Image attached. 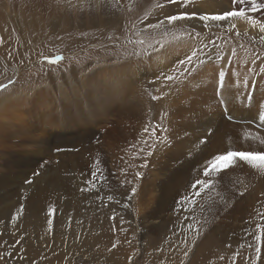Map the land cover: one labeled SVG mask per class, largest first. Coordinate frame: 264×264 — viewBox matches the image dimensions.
I'll return each mask as SVG.
<instances>
[{"label": "rangeland", "instance_id": "obj_1", "mask_svg": "<svg viewBox=\"0 0 264 264\" xmlns=\"http://www.w3.org/2000/svg\"><path fill=\"white\" fill-rule=\"evenodd\" d=\"M162 2L163 0H132V8L129 11L128 0H122L120 7L109 3L104 8L96 7V0H59V3L58 0H0V38L3 39V43H0V84H8L9 80L14 82L0 91V97L8 93L20 99L29 98L35 93H45L49 102L58 103V112L53 109L54 113H51V125L53 121L61 123L54 125L56 130L48 132L51 128H43L41 125V122L44 124L47 120L48 111L40 112L31 103L26 108V112L30 114L22 129L21 125L16 130L9 127L0 128V162L3 161L0 163V221H4L0 223V251H14L16 257L23 249L25 258L15 259V264H85L84 257L88 258L87 264H130L129 257H132L131 264H180L181 260L184 264H231V256L238 250L242 252V256H255L254 239L251 236L256 231L253 216L254 212L264 211V207L258 203L262 199L264 184L256 180L247 169L239 170L237 177H233V170L230 168L221 171L218 176L215 172L210 177H205L203 173L196 177L191 176L192 178H185L187 184L183 186L184 190H181L182 186L179 184L168 186L176 190L179 204L193 197L195 190L205 197L209 195L232 198L237 203L238 211L245 213L246 221L243 225L246 231L241 240H236L231 234L225 235L220 230L214 229L212 232L208 227V233L200 235L197 239L196 232L189 231V226L195 227L192 222L174 220L171 215L167 217L165 225L154 227L155 229L147 228L151 223L158 224L157 219L145 221L146 214L158 205L155 196L157 190L150 187L155 178L152 173L156 171L149 165L163 159L161 154L156 155L155 152L149 157L146 151L164 136L163 130L153 126V122L157 124L153 118L157 115L162 120L169 119L170 101L162 109L164 98L168 99L172 94L183 91L186 79L196 74L197 68L202 65L195 60L194 67H176L179 56L177 55L169 59L171 63L162 73L156 69L162 74L156 76L149 63L151 55L160 52L167 42L185 37H190L192 48L197 45L206 46L207 50L201 53L203 56H200V61H204L206 55H213L212 63L204 61L209 65L216 61L219 53L217 48L223 43L231 44L235 51L247 50V56L252 59L257 53L264 54V44L258 39L253 42L252 39L258 36V29L251 30L244 20L226 22L214 28L211 36L215 43L208 42L210 33L202 24L195 26V31L200 33L198 38L188 22L178 21L171 25L165 23L158 27H148L158 24L165 14H175L178 10L173 5L162 11L156 7ZM197 5L202 10L211 12L230 6L229 0H197ZM253 15L260 19L264 13ZM231 23H235L236 28L229 32ZM243 25L248 26L243 28ZM178 50L181 51L180 56L184 57L193 51L188 49L183 52L182 48ZM56 56L63 59L51 64L44 59ZM234 58L235 56L233 60ZM234 62L238 66V61ZM116 63L122 68L127 64L142 65L141 67L148 71L143 80L145 84L135 87L134 90V93L139 89L144 91L138 92L139 95L135 97L138 102L143 101V126L132 128L118 109H105V105L101 106L94 98L88 101L83 98L77 103L76 98L69 92L68 99L59 93L58 84L64 85L65 89L71 92L75 86L83 90V85H86L92 87L90 98L95 95L101 102L104 101L107 93L101 90L102 80L92 82L89 75L95 67L98 69ZM231 64L233 65V62ZM189 67L191 71L185 75L184 69ZM75 73L82 74L85 79L77 80L78 75H74ZM165 75H175L176 79L168 82L167 86H162V83L165 84ZM136 82L132 84L135 85ZM72 83L75 84L70 89ZM211 83L208 79L206 85H210L209 97L215 101V83ZM123 87L127 89L125 81ZM45 88L51 89V93H47ZM98 92L99 96L96 94ZM156 94L161 99L153 100L152 97ZM257 96L259 97V94ZM68 102L72 105H67ZM195 105L200 106L201 103ZM215 105L220 118L225 122L237 126L239 122L244 123L243 118H246L251 128L264 130V127L255 122L253 116L245 115V109L230 108L224 111L218 102H213V106ZM185 107L191 110L192 106ZM40 115L44 120L41 121ZM66 118L72 119V124H67L69 119ZM177 119L188 124V111H181L176 119L172 117V123ZM63 126L96 133L93 144L83 146L81 161L76 171L71 170L70 166L73 151H56L57 148L72 149L66 144L67 141L71 142V130ZM87 129L91 131H86ZM172 130L170 132L173 133L169 132L164 136L168 138L164 144L165 150L172 149V140L179 145L186 136H189L188 144L193 146L195 142L200 141L197 142L201 143L198 149H204L205 139L201 140V136L207 131L194 134L192 131L178 128L177 123L172 126ZM100 133L104 143L118 150L126 158H113L119 161L118 166L106 164L110 172H116L115 182L97 178V187L94 190L82 192L80 188L86 180L84 177L89 178V172L92 170L89 165L96 161L98 155L95 150L91 151V145H95L94 141ZM38 135L43 141L33 143L32 138L35 139ZM210 141L202 155H207L213 150L219 152L216 147V133ZM81 145L82 143L74 148L79 150ZM186 151L182 150V154ZM127 163L129 168H125ZM145 163L147 167H141ZM204 163V160H197L190 165L203 170ZM82 171L88 172L83 179L77 177V173ZM35 172L40 175L34 176ZM137 172L141 173V179L136 178ZM185 175L189 177L188 173ZM28 179H32L33 183H25ZM198 179L207 180L208 184L216 182L220 188L224 183L231 181L228 187L232 195L229 196L222 189H202L195 184ZM121 180L131 183L127 187H121ZM87 187L91 188V185ZM133 187L137 191L129 202L125 196ZM238 192H244L247 197L236 195ZM108 195L114 197L111 203L107 201ZM167 198L168 195L165 194L163 199ZM21 204L25 205L23 214L16 222H12L10 214ZM105 204L108 206L105 207ZM124 204H128V207H124ZM218 204L214 206L215 209H218ZM50 205H55L58 209L51 231L47 223L48 217L42 211ZM113 214L116 217L114 221L110 219ZM69 215L72 216L71 222ZM225 217L224 222L236 218ZM122 220L123 231L120 230ZM200 232L204 233L205 229ZM21 238L22 242L15 250L3 247L5 242L14 245L15 241ZM114 242H118L117 247L109 251ZM229 244L232 245L231 248L227 246ZM249 244L253 247H249ZM186 250L189 255L185 258L183 252ZM65 256L68 257L67 260L64 259ZM221 256L225 259L221 260ZM8 264H13V261L9 260ZM237 264H244L243 259H239Z\"/></svg>", "mask_w": 264, "mask_h": 264}, {"label": "bare ground", "instance_id": "obj_2", "mask_svg": "<svg viewBox=\"0 0 264 264\" xmlns=\"http://www.w3.org/2000/svg\"><path fill=\"white\" fill-rule=\"evenodd\" d=\"M237 23L239 24V21ZM247 26L248 25H243V28ZM249 28L251 30H256V29L251 28L250 25H249ZM172 41H177V42L173 43ZM172 41L167 42L162 47L160 52H157L151 55V59L149 63H150V67L152 68V71L156 72V76L162 75V74H159V72L162 73L164 69H167L169 67L171 63L169 62V59L173 57H177V55H179L178 61L184 59V56H180L181 51L178 50L179 48H182L183 52H185L188 49H191V50L202 49V51L197 52V55L199 56V58L200 56H203V54L201 53L207 50L206 46H199V45L192 48L191 46L192 41L190 37H185L182 39L180 38V39L172 40ZM217 50L219 52L217 55L221 57H231V62H233V65L231 64L232 71L229 73V75L232 76L233 80L236 79L237 72H239L241 76L251 75L245 72V67L251 68L256 71L257 65L251 63L252 58L247 56L248 55L247 50L243 49L240 51H235L231 44H226V43H223V45L217 48ZM233 52L235 54H233ZM233 56H235L234 60L238 61V66H237V63L234 62ZM210 57L212 58V60L214 59L213 55H211ZM140 58H141V55H140ZM178 61L175 64L176 67L181 66L178 63ZM204 61H207V60H204ZM220 63L221 61L219 60H216L213 64H210V65L206 62L202 63V65L197 68L198 70L196 72L195 78L186 79L187 83H185L186 81L184 82L185 85L183 86L184 88L183 91L172 94V96H170L168 99L164 98L163 103H162V109H163V106H165L170 101L168 104L171 106L170 112H169V119L162 120L157 115H155V117L153 118L154 121H156L157 123L155 124V122H153V126L163 130L162 134L164 136L167 135L170 131H173L172 126L175 125L176 123H177L178 128L181 127L183 128V130L186 129V131H192V133L194 134L199 133V131H204V132L207 131V133L201 136V140L205 139V142L203 143L204 149H198L201 143H197V142H200V141L195 142L196 144L194 143L193 146L188 144L187 141L189 140V136L183 137L179 145H177L175 140H172L171 141L172 149L170 151L165 150L164 144L159 143V141L161 140L168 141V138L164 136H161L160 140L158 139L157 143L154 142L152 144V145H155V150H154L155 154L156 155L161 154L163 159L153 162L149 165L152 170L156 171L152 173V175L155 178L151 181L150 187L157 190V192L155 193L156 194L155 196H156V202L158 205L156 206L155 209H153L152 211H149L146 214L145 221L157 219L158 224L154 225V223H151L150 225L147 226V228L160 227L163 224L165 225L167 217L171 215L174 220L180 219L182 221H187L188 223L192 222V224H194L195 226L197 222H199L201 225L200 230L206 229V227H208L209 229L212 230V232L215 229L216 231L217 230L222 231L223 234L225 235H230V234L234 235L236 240H241L243 238V235L246 231V228L244 229V225H243L246 221L245 213L244 211H240V212L238 211L237 203L232 198H228L227 208L218 217L217 209H215L214 206L217 203H219L218 208L224 205V201L221 200L220 196L206 195L205 197V195H201L198 190H195L196 194L193 197L189 198L186 202L179 204V196L177 195L176 190L173 187H168L170 184H179L182 186L181 190H184L183 186L187 184V182L185 181V178L196 177L203 173V170L200 167H197V166L191 167L190 164L193 162H196L197 160L206 161L211 156L223 151L225 148H232V149H238V150H244V149L251 148L252 150H257L258 148L264 147V144L260 143V138H264L263 129L251 128L247 124L248 122L246 118H243L244 123L239 122L237 126L233 125L232 123L225 122L224 120L220 118V115L218 114L219 111L216 108H213V102H217V101L216 99L214 101L209 97L211 93V87L209 84L206 85V83L208 82V79H209L212 81L211 84L215 83V86H216L218 82V71H219ZM223 64L227 72L228 60L225 59L223 61ZM141 66L142 65L132 66L131 64H127L124 68H122V66H118L116 63V64H112L108 66H102L98 69H96L95 67L94 70H92L91 74L89 75V78L92 82L93 80L95 82L102 80L103 84L101 86L102 88L101 90L107 93V98L102 102L95 95L90 98L89 93L91 92L92 87L83 85V90H82L81 87L79 86L74 87V84L76 82L70 84L69 86L71 87L70 89L74 87L72 92L71 90L65 89L64 85L62 84H58L57 87L59 89V93L63 95L66 99L70 97L68 95V92L70 93V95L76 98L77 103H79L80 100H82L83 98L86 101L94 98L97 102L100 103L101 106L105 105V109H118V112L121 114V116L126 117L127 122L130 124L132 128L140 127L145 124V122H142L144 119V113L142 109L143 101L138 102V100H136L135 97L139 95L138 92H142L143 90L139 89L137 93H134V90H135V87H139L141 84H145L143 80L146 77V73H148V71H146L145 68ZM213 68H216L217 71L213 72L212 71ZM156 69H158L159 72H157ZM74 75H78L77 80L85 79V78H82L83 76L82 74L75 73ZM252 78L256 79L257 77L253 76ZM124 81H125V85L127 86V89L123 87ZM135 81L137 82L135 85H133L132 82H135ZM227 82L228 81L226 77V84ZM164 85L165 84L162 83V86ZM241 88L242 90H246V89H243L242 82H241ZM45 91L47 93H51V89L49 88H45ZM261 91H264V83H262L261 85ZM142 93H144V91ZM96 94H98L99 96V92ZM227 94L228 93L225 92V95ZM257 94L260 95V92H257ZM11 95L13 94L7 93L0 97V128L9 127L13 130H16V128L19 125H21V129H22L23 125L25 126L27 124L28 116L30 112H26V108L31 103L40 112L44 110L48 111L47 120L44 122V124L43 122H41V125L43 126V128H47V129L51 128V130H48V132L56 130V127L54 125L61 124V123L53 121V125H51L52 123L51 122L52 120L50 119V117H52L51 113H54L53 109L56 112H58V105H57L58 103L57 101L56 102L53 101L52 103L49 102L45 93H35L33 94V96L29 98H20V99L17 98L16 96L12 97ZM213 95L215 94L213 93ZM155 96H157V94ZM55 98L56 100H58L56 96ZM194 102L195 103L200 102L201 105L196 106ZM246 103H247L246 100L243 101V104H246ZM243 104H240L241 109H243ZM55 105H57L56 108H54ZM67 105H72V104L68 102ZM187 105L192 106L191 110H189L188 107H185ZM90 106L94 107L93 105H90ZM236 109H239V108H236ZM184 110L188 111V114H189L188 124H186V122L184 121L180 122L178 119L172 123L171 118L174 117L176 119L177 116L179 117V113ZM244 113L245 115L253 116L252 113L246 109ZM40 119L41 121L44 120L42 119L41 115H40ZM66 119H69L66 122L67 124L69 125L72 124V119L70 118H66ZM179 123H181V126H179ZM62 124H63V121H62ZM52 126H54V128H52ZM66 127L70 128L71 130L70 135H69V137H71V142L67 141L66 144L73 149L74 147H76V145H79L80 143H82L78 151H73L71 153V159H72L70 162L71 170L76 171L79 167V162L81 161V156H82L81 150L83 149V146L86 144L87 145L93 144V140H94L93 138L95 137L94 134L96 133L92 134L91 133L92 131L88 129L86 131H91V132H85L84 130L79 129V128L72 129V127L70 126H63V128H66ZM165 130H169V131H165ZM27 131L29 130L27 129ZM41 131L43 132V130ZM170 133H173V132H170ZM214 133L218 135V146L216 147L219 149V152L216 150H213L207 155H202L205 152L208 144L211 142L210 138L213 136ZM97 138L98 139L94 141L95 145H91L93 147L91 151L94 152L95 150L98 153L96 157V161L101 162L98 167L102 170V175L104 177H107L106 179L107 181L115 182V179H114L115 175H113V173L116 174V172L115 171L110 172L106 168V164L110 163L111 166L112 165L118 166L119 161L114 160L113 158L119 159V158H126V157L125 155L121 154L118 150H116L112 146H109L108 144L104 143V141L102 140L103 137L101 136V133L100 135H98ZM51 140L53 141V139ZM31 141L33 143L35 142L40 143L43 141V139L41 136L38 135L37 138L35 139L32 138ZM97 141H99V143H97ZM184 149H186L187 151L185 154H182V150ZM152 150L153 149L151 146L150 150H146V151L149 152ZM129 167L130 165L129 163H127V165H125V168H129ZM192 168H193V174H191ZM230 169L233 170L231 173L233 177H237L239 175V170L247 169L252 173L253 177L256 180L264 184V176H261L256 170L250 169L249 166L236 165L235 167L230 168ZM186 173L189 174V177L185 175ZM87 174L88 172L82 171V172L77 173V177L83 179V176H86ZM84 178L87 179L88 177H84ZM208 185L209 187L207 188H211L215 191H220L221 189L220 186L216 182H212ZM201 188L207 189L203 186H201ZM165 194L168 195L167 199H163V196ZM240 197L246 198L247 194H244ZM130 207L131 205H129V209ZM223 215L227 217L236 216L235 219H232L235 221V223L234 221L230 219L224 222L223 220L226 217ZM215 224H218L221 227H226L228 230L222 229L216 226ZM230 230H232L233 232Z\"/></svg>", "mask_w": 264, "mask_h": 264}, {"label": "snow or ice", "instance_id": "obj_3", "mask_svg": "<svg viewBox=\"0 0 264 264\" xmlns=\"http://www.w3.org/2000/svg\"><path fill=\"white\" fill-rule=\"evenodd\" d=\"M70 2V0H69ZM59 3V0H58ZM109 3L112 4L114 7H120L122 4V0H96V7L98 8H104ZM176 6L178 9L175 14H165L164 19L160 20L158 24L156 25H148V27H158L160 25H163L165 23L171 25L174 22L183 21L188 22L192 25L195 37H199L200 33L195 31L196 24H202L203 28L208 30L210 35L207 38L208 42L215 43V40L211 36V32L214 28L222 26L226 22H231L235 20H244L246 21L251 28L258 29V36H254L253 42H255L256 39L259 40L261 44H264V16H261L260 19H256L253 14L257 13H264V0H229L228 7H224L223 10L211 12L202 10L197 5V0H163L162 3H159L156 5L157 8H160L162 11H165L168 9L169 6ZM132 8V0H128V10L131 11ZM147 19V17H145ZM236 28L235 23H231V26L229 28V32H231L233 29ZM239 35V32L236 33ZM0 43H3V39L0 38ZM198 51H202V49L193 50L191 54L186 55L184 59L179 60L178 63L183 65H188L194 67V60L199 61L200 63H204V61H200L199 56L197 55ZM233 54H235L233 52ZM44 59L48 60V62L55 63L57 61H61L63 57L56 56L54 58H47ZM216 60L221 61L219 65V71H218V82L215 86V96L216 100L218 102L219 107L224 110L228 111L230 108H239L240 104H243V101H247L246 104H243V109H246L250 111L254 117L255 122H257L261 127H264V91H261V85L264 83V54H255L253 56V59L251 60V63L256 64L258 71H255L251 68L245 67V72L249 73L251 75H245L241 76L239 72H237L236 79L233 80L232 76L229 75V73L232 71L231 67V57H221L219 55L216 56ZM227 59L228 60V70L226 72L223 61ZM205 60H207L208 63H212L213 60L210 56H205ZM191 71V67L184 69V74L187 75L188 72ZM213 72H216V68L212 69ZM195 73L193 74L190 79L195 78ZM257 77L256 79H253L252 77ZM226 77H227V84H226ZM165 81V86H167L168 82L174 81L176 79L175 75H165L163 77ZM241 82L243 85V89L241 88ZM14 83L13 81L9 80L8 84H0V91L5 90ZM187 83V81L185 82ZM225 92L228 94L225 95ZM257 92H260L259 97L257 96ZM153 100L161 99V97L153 96ZM213 106V108H215ZM229 119H231V116L229 115ZM147 132L148 129H145ZM158 131V129L156 130ZM156 134L155 132L153 133ZM247 139V138H246ZM255 139V138H253ZM99 143V141H97ZM159 143L166 144V140H161ZM260 143L264 144V138H260ZM152 151L148 152V156H152L154 154L155 145H152ZM57 152H63V151H78V149H63V148H57ZM100 161H95L91 165H89L90 169H92L89 172V178L84 181L82 184L80 191L87 192L94 190L96 185V179H107V177H104L102 175V170L98 167ZM236 165H246L249 166L250 169L256 170L261 176H264V147L258 148L257 150L244 149V150H238V149H232V148H225L223 151L211 156L209 159H207L203 166V175L205 177H210L212 173L218 174L221 171L227 170L229 168H233ZM141 167H147V163L141 165ZM123 171V170H122ZM34 176L40 175L39 172H35L33 174ZM113 175H116L113 173ZM137 179H141L142 175L140 172H137L136 174ZM27 184H32L33 180L28 179L25 181ZM131 181L121 180L120 186L121 187H127L128 184H130ZM231 183V181H228L227 183H224L221 186L222 191L226 192L231 196L232 191L228 187V184ZM196 186H203L205 188L209 187L207 180L201 181L197 180L195 182ZM88 185H91V188L87 187ZM136 188L133 187L131 189V192L125 196V199L127 201H131L132 196L136 194ZM236 195L242 196L245 193L244 192H238L235 193ZM262 199L258 201V203L261 205V207H264V192L261 193ZM99 199V195L97 196ZM114 200V197L111 195L107 196L108 203H111ZM221 200L224 201V205L217 209V216L219 217L221 213L225 211L227 208V196H222ZM117 203H120L117 201ZM234 203V201H233ZM108 204H105V207H107ZM124 207H128V204H124ZM25 209V205L21 204L19 208L15 210V212L11 213V221L16 222L23 214V211ZM48 217V226L49 230L51 231L53 228L54 221L57 216L58 209L55 205H50L46 209H42ZM258 217L259 219H255ZM115 214H113L112 217H110L111 220H115ZM72 216L69 215V221L71 222ZM4 221H0V223H3ZM253 222L255 223V229L256 231L251 234V236L254 239V246H255V256H242L241 251H236L231 256V264H237L239 259H243L244 264H264V211L260 212H254L253 216ZM200 223L197 222L196 226L193 228L192 226H189V231H195L197 234V239L200 235L206 234L208 229H205L204 233L200 232ZM115 230V229H114ZM121 231H123V220L121 221ZM22 239H17L15 241L14 245H9L7 242L4 244V248H12L15 250L22 242ZM78 239V238H77ZM186 243V241H185ZM118 242H114L112 244V247L109 249V251H112L117 247ZM195 246V245H193ZM229 248L232 247L231 244L227 245ZM242 247V246H241ZM249 247H253L252 244H249ZM189 255V251H184L183 256L186 258ZM24 257V250L21 249L20 253L14 257V251H0V262L2 264H8L9 260L13 261V264H15V259L23 260ZM65 260L68 259L67 256L64 257ZM87 257H84L85 264H87ZM221 260H224L225 257L221 256ZM132 257H129V262L131 264ZM35 264V262H33ZM180 264H184V261L181 260Z\"/></svg>", "mask_w": 264, "mask_h": 264}]
</instances>
